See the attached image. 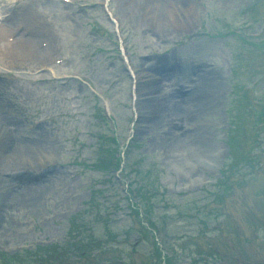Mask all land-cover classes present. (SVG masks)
<instances>
[{"label":"rangeland","instance_id":"rangeland-1","mask_svg":"<svg viewBox=\"0 0 264 264\" xmlns=\"http://www.w3.org/2000/svg\"><path fill=\"white\" fill-rule=\"evenodd\" d=\"M2 1L16 25L0 48L33 36L29 20L55 38H33L47 45L36 59L0 58V99L14 95L0 111L21 121V142L43 143L29 170L15 166L30 197L11 207L0 189V264H264V0H190L196 17L180 27L153 22L135 0ZM127 60L152 74L137 116ZM210 72L196 119L177 109L173 125L153 121L156 103L181 102ZM13 99L31 107L15 114ZM173 130L183 140L167 149ZM197 153L215 167L187 165ZM101 157L109 172L94 169Z\"/></svg>","mask_w":264,"mask_h":264},{"label":"bare ground","instance_id":"bare-ground-1","mask_svg":"<svg viewBox=\"0 0 264 264\" xmlns=\"http://www.w3.org/2000/svg\"><path fill=\"white\" fill-rule=\"evenodd\" d=\"M137 2L145 3L143 7V13L149 16L153 22L159 25H164L163 22L165 19L164 15H167L166 16L168 17L167 21L170 24L177 27H180V24L186 25L187 23H192V21L196 17V8L194 4L190 2V0H139V1L137 0ZM140 6L142 7V5ZM144 8L148 9V11L146 12ZM29 21L30 22H27L26 20L28 24H25V27L26 25H28L30 28L32 27L33 30H35L33 36L28 37L26 35L21 34L22 35L21 38L23 40L18 41L17 45L21 44L19 47L15 45H11V46H6V48L4 49L0 48V58H2L4 62H7L9 57L11 61H14L15 59L17 60L36 59L35 55L33 54L29 55L33 49L32 45H30L32 44L33 41L30 40L29 38L33 39L35 38L36 35L47 37L49 39L52 38V40L55 38L54 33L51 32V29L49 27L40 28L41 23L39 21L36 20H29ZM21 23H23V21H21ZM15 25H16V20L11 14L7 15L3 20H0V39H3L4 33H7L10 30L12 31L15 28ZM160 31L161 30H158V32ZM47 61H48V56L46 54V57H44L40 63H42L45 66ZM156 69H159L164 73L168 71L167 68L163 66L160 67L157 65L149 68L150 72H153ZM138 76H139V84H143V82H146V80H148L152 75L147 74V72L145 73L140 72ZM198 77L201 78L202 85H200L199 88L197 87L198 85H196L191 92L184 94L185 98L181 99V102L176 103L174 101L169 102L166 100L164 101L160 100L158 103H156L151 113V115L153 116V121H155L156 123L167 122L169 125L172 123L169 117H171L173 115V111H176L177 109L180 111L178 112L180 114H176L177 113L176 112L175 116H180L181 118H187L190 115L192 119H196L198 117L197 112L204 109L205 106L204 97L205 96L208 97L210 95V92L208 93V91L206 90L204 91L201 87H203L206 84H212L216 81L215 79L216 75H214L212 72L204 73L203 75L199 74ZM145 90L146 89L143 86H138V91L140 92V95H142L141 93H144ZM188 109L189 111H187ZM183 112L184 114H182ZM12 125L14 126L15 129H18L19 122L14 120L12 121ZM190 135L191 133L189 134V136ZM182 136L183 135L177 134V132L174 131L172 132L166 131L164 132V134H162L161 142L163 145L166 146L167 149H173L183 140ZM42 144H43L42 135H39L38 145L40 147L39 148L40 151L43 152V149L41 148ZM218 149H220V146L217 148V150ZM28 153L29 150H25L24 152L21 150V148L15 146L12 142L11 137H6L5 139H2V141H0V160H2L3 162L6 161V164L11 162L12 167L15 166L19 167L23 165V168H25L26 166H29L27 165L30 162ZM21 156L24 157V160L21 158ZM18 167L13 168L12 171H11L12 168H10V171L0 169V189H4L6 191L5 194L6 201H8L9 206L11 207L16 206L18 205V203L20 204L22 202V200L19 201V199L25 196L23 195L25 193L23 191H25L24 188H27V184H19V181L17 182L14 181L15 177L19 178L20 176L16 173ZM26 169L29 170V167H26L25 170ZM31 189H34L35 191L36 189H38V187L37 188L31 187ZM25 194L27 197H30L31 193L28 194L25 193ZM36 194L41 195L40 193L39 194L35 193L32 194L31 196H35ZM35 200H37V196ZM35 200L31 199V202L33 203Z\"/></svg>","mask_w":264,"mask_h":264},{"label":"trees","instance_id":"trees-1","mask_svg":"<svg viewBox=\"0 0 264 264\" xmlns=\"http://www.w3.org/2000/svg\"><path fill=\"white\" fill-rule=\"evenodd\" d=\"M231 146H233V144H232ZM99 217H101V216H97V218H99ZM102 218H103V217H102Z\"/></svg>","mask_w":264,"mask_h":264}]
</instances>
